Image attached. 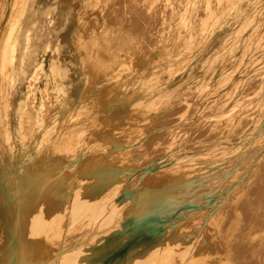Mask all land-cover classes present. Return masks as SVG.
I'll return each instance as SVG.
<instances>
[{"label": "bare ground", "instance_id": "bare-ground-1", "mask_svg": "<svg viewBox=\"0 0 264 264\" xmlns=\"http://www.w3.org/2000/svg\"><path fill=\"white\" fill-rule=\"evenodd\" d=\"M77 1V25L69 33L84 71H77L73 48L64 50L59 32L52 46L48 41L37 51L30 69L28 63L20 68L22 82L15 84L10 62L19 39H27L31 28L42 31L47 22L51 31H60L69 21L68 4ZM149 1L154 12L139 7L140 30L136 24L130 29L132 19L124 11L118 24L124 21L125 36L117 44H103L108 26L104 12L111 9L104 0H0V77L7 78L0 83V146L11 156L15 178L8 194L0 183V264H237L236 253H253L248 264H264V158L256 157L264 140L263 116L252 120L260 124L250 128L251 135L239 134L242 148L234 159L177 156L172 165L152 161L140 166L117 156L134 151L135 139L178 127L198 104L188 103L171 125L155 124L180 101L154 102L152 89L182 88L174 73L185 65L168 77L163 74L173 58L191 50L186 39L193 28L184 36L163 32V24L157 26L161 8L156 0ZM230 8L240 11V2L233 1ZM148 26L152 31L145 49L141 36ZM212 33L207 42H216ZM255 42L263 44L264 39ZM204 49L186 57L192 59ZM111 58L114 64L101 69ZM70 70L84 85L79 99L60 97L64 84L75 82ZM39 74L43 84L36 85ZM193 76L190 71L185 81H194ZM160 79L164 82L159 84ZM39 89H51V96L37 98ZM202 90L211 93L209 84ZM102 91L111 94L92 115L90 107L102 99ZM204 110H197V118ZM25 123L34 126L30 150L17 151V141L24 144ZM94 143L97 147H91ZM24 153L31 156L14 162ZM66 153L72 155L62 157ZM251 187L259 193L255 201L238 206ZM227 201L230 210L219 211ZM73 232L78 236L63 243V236Z\"/></svg>", "mask_w": 264, "mask_h": 264}, {"label": "rangeland", "instance_id": "rangeland-1", "mask_svg": "<svg viewBox=\"0 0 264 264\" xmlns=\"http://www.w3.org/2000/svg\"><path fill=\"white\" fill-rule=\"evenodd\" d=\"M233 1L235 0H156V4L161 8V12L158 13L160 16H158L157 26L161 27L163 24L165 27L163 32H172L174 36L178 31L177 34L184 36L190 33L193 28V33L188 36V38L190 37L189 39H186V44L189 42V45H192L190 47L191 50H185L184 56L173 58V61L167 64L166 72L163 74V77H168L170 73L185 65L183 67L185 69L181 73H174L176 81H181L183 84L182 88L175 90V86H173L171 90L164 88L160 90L152 89L155 90L153 91L155 96L152 98L154 102L171 99L180 101V103H176L164 114L163 118L165 117L164 119L167 118V120L164 121L163 118H159L163 120L157 121L155 124L158 126L171 125L177 120L179 114L187 108L186 105L188 103L194 102V104H198L195 109H189V113L185 117L186 120L180 122L178 127L153 131L142 139L133 140L136 143V146L133 147L134 151L117 155L129 158L130 161L128 163L130 165L145 166L152 161L156 164L172 165L176 162L175 157L177 156H192L195 159L202 158L206 160L215 158L234 159L238 157L236 151L242 148L238 143L239 134L247 131L251 135L252 130L250 128L260 124V122L256 123L252 120L261 116L264 117V43L257 44L255 42L257 39H264V0H237L241 5L240 11H234L230 8ZM80 2L68 4L69 21L60 27V31H51L47 22L46 28L44 27L45 33L41 34L40 30V33H38V28L34 27L29 30L27 39H19L18 46L13 52V58L10 62L13 68V76L11 78L16 79V81H13V79L11 81L15 82V84L22 82L21 78L23 75L19 71L20 68L28 63L26 68L29 67L30 69L32 65L30 66L29 63L35 60L37 51H42L48 41H50L48 44L52 46L53 36L59 32L63 33L65 39L62 43L63 47H65L64 50L73 46V43L70 42V30H67V26L73 24V21L75 23L72 28L77 25L75 16ZM104 2L109 4L111 9L104 12L108 26L106 32L101 36V43L103 44L112 40L113 43L117 44V39L120 41L125 36L127 30L124 27V21L118 24L120 15L124 11H128V17L132 19L130 23L131 30H133L134 24L140 30V6L148 9L150 14L154 12L150 9L151 3L149 0H104ZM124 7H127V9L124 10ZM111 12L112 15L109 16ZM13 14L16 15L17 11H13ZM2 21L3 18L0 17V23ZM148 22L150 24V20H147L146 24ZM184 25L187 31L184 30ZM118 28L119 30L117 31L116 29ZM151 31L152 29L148 26V29L145 30L146 33L141 36L145 39V49L149 48ZM209 31H213L214 34H212L216 42L206 41ZM41 39H43L42 42H40ZM1 40L2 38H0V42ZM220 44L223 46H220ZM204 47L205 49L201 55L197 54L196 57L188 60L186 57L188 53L192 54L198 49L202 50ZM206 47L209 48L207 49ZM71 50H73L71 55L73 56V62L76 63L77 71H84L79 59L76 58V49L73 48ZM83 52L86 56H89V51L83 50ZM71 55L68 57H71ZM87 60L85 61L87 62ZM113 60L114 58H111L109 61L104 62L105 67H101V69L114 64ZM66 67H70V65L67 63ZM190 71L194 74V81L192 79L185 81ZM68 75L69 78L74 79L73 85L77 84L78 88H80L76 92H72L71 86L64 84L63 88L65 91H59L60 97L64 99L69 94H72L79 99L84 85L79 82V76L76 71L70 70ZM29 79L30 76L25 80L27 81L26 85H29ZM93 79L94 77L90 70L89 82H92ZM1 80L6 83L7 78L3 76L0 77V83ZM162 82L164 81L160 79L158 83ZM35 83L36 85L43 84L40 74L37 76ZM196 83H199V85ZM207 84H209L211 89V93L208 95L202 90ZM38 91V94H36L37 98L41 94L43 96H51L52 93L51 89H39ZM110 94L111 92L104 93V91L99 94L102 99L98 101L97 105L90 107L92 115L95 114V109L101 108L102 102L107 100ZM0 107L2 108L1 104ZM202 109H205L202 112L205 116L202 115L197 118V110ZM84 116V113L81 114V117ZM233 119H235L234 122ZM261 125L264 139V122ZM21 130L24 134V144L17 141L15 147L17 151L22 147L25 150H30V138L34 132V126L25 123ZM183 131H186L184 136ZM122 139L123 137H117L116 140ZM214 142L219 143V145L214 144ZM91 147H97V145L94 143ZM71 155L72 153H66L62 157L69 158ZM30 156L31 153H24L14 159V162L21 164ZM256 157L264 158V140L257 149ZM10 158L11 156L6 148L3 145L0 146V183L4 182L7 194L10 192V188L14 186L15 181L14 169L10 167L12 162ZM190 163L193 164V162ZM231 164L232 161H228V165ZM138 171H141V169H138ZM248 190L243 196L246 201L241 200L237 204L238 206H245L247 203L255 201V198L259 195L254 187ZM231 207L232 203L227 201L222 204L219 211H226V209L228 211ZM77 236L76 232L65 234L62 242L68 243L72 237ZM236 255L238 256L237 264H248L247 261H254L253 253H236Z\"/></svg>", "mask_w": 264, "mask_h": 264}, {"label": "crops", "instance_id": "crops-1", "mask_svg": "<svg viewBox=\"0 0 264 264\" xmlns=\"http://www.w3.org/2000/svg\"><path fill=\"white\" fill-rule=\"evenodd\" d=\"M74 17V16H73ZM74 21H73V24H69V26H67V30H71V28L73 27V25H74ZM66 29V28H65ZM38 33H40V31H39V27H38ZM43 33H45V28L43 27V29H42V31H41V34H43ZM44 39V38H43ZM43 39H41V41L40 42H42V40ZM80 88V87H79ZM78 88V85L76 84V85H73V86H71V91L72 92H76L77 91V89H79Z\"/></svg>", "mask_w": 264, "mask_h": 264}]
</instances>
